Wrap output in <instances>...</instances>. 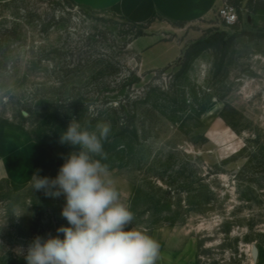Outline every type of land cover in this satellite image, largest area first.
Returning <instances> with one entry per match:
<instances>
[{
    "label": "rangeland",
    "instance_id": "rangeland-1",
    "mask_svg": "<svg viewBox=\"0 0 264 264\" xmlns=\"http://www.w3.org/2000/svg\"><path fill=\"white\" fill-rule=\"evenodd\" d=\"M261 7L251 1V23L241 14L234 27L215 17L155 20L185 49L174 64L145 71L134 42L152 25L72 0L0 3V124L27 133L41 152L39 174L54 178L76 150L59 143L71 120L90 130L110 122L102 163L133 227L161 255L175 235V253L194 247L197 264H264V37L244 27L264 30ZM63 204L30 183L17 190L0 180V264H26L21 248L67 226Z\"/></svg>",
    "mask_w": 264,
    "mask_h": 264
},
{
    "label": "clouds",
    "instance_id": "clouds-1",
    "mask_svg": "<svg viewBox=\"0 0 264 264\" xmlns=\"http://www.w3.org/2000/svg\"><path fill=\"white\" fill-rule=\"evenodd\" d=\"M111 129L110 122H101L90 130L73 118L59 143L76 150L62 157L64 163L54 178L41 176L39 170L32 174V192L64 198L60 214L67 226L58 227L57 235H36L21 248L26 264H157L159 242L133 227L134 213L102 163Z\"/></svg>",
    "mask_w": 264,
    "mask_h": 264
},
{
    "label": "crops",
    "instance_id": "crops-1",
    "mask_svg": "<svg viewBox=\"0 0 264 264\" xmlns=\"http://www.w3.org/2000/svg\"><path fill=\"white\" fill-rule=\"evenodd\" d=\"M9 1L12 0H0V3ZM72 1L90 10L114 12L137 26L152 25L147 35L137 38L134 42V47L140 55L141 67L145 71H154L174 64L182 57L185 49L183 40L177 39L173 32L167 29L159 32L161 25L159 22L154 23L155 20L162 19L167 24L191 25L214 18V11L222 4V0ZM258 11L264 14V7L256 10ZM257 24L264 25V20L258 21ZM40 159L41 152L27 133L14 126L0 124V180H7L11 187L17 190L25 188L30 183L32 174L39 168ZM176 238L174 235L166 240V250L158 262L197 264L194 247L183 255L175 253L173 244L178 240Z\"/></svg>",
    "mask_w": 264,
    "mask_h": 264
},
{
    "label": "built area",
    "instance_id": "built-area-1",
    "mask_svg": "<svg viewBox=\"0 0 264 264\" xmlns=\"http://www.w3.org/2000/svg\"><path fill=\"white\" fill-rule=\"evenodd\" d=\"M214 15L227 27H234L240 23L241 5L235 4L234 0H222L221 6L216 8Z\"/></svg>",
    "mask_w": 264,
    "mask_h": 264
},
{
    "label": "water",
    "instance_id": "water-1",
    "mask_svg": "<svg viewBox=\"0 0 264 264\" xmlns=\"http://www.w3.org/2000/svg\"><path fill=\"white\" fill-rule=\"evenodd\" d=\"M251 1H253V0H243V1H242V4H241V14H242V16L244 17V23H245V21H246L248 24L251 23V17H247V18H245V11H246V9H247V7H248V5H249V3H250ZM244 27H245L246 31L249 32V33H253V34H264V30H262V31L251 30V29H249V27H247V25H245V24H244ZM253 255H254L255 259H258V256H259V250H258L257 247H254V248H253Z\"/></svg>",
    "mask_w": 264,
    "mask_h": 264
},
{
    "label": "trees",
    "instance_id": "trees-1",
    "mask_svg": "<svg viewBox=\"0 0 264 264\" xmlns=\"http://www.w3.org/2000/svg\"><path fill=\"white\" fill-rule=\"evenodd\" d=\"M239 1L240 0H234V3L237 4V5H240V2ZM249 35H255V34H251L250 33ZM257 36H263L264 37V34H257ZM126 131H128L130 133V131H129V129L127 127H126ZM131 135L133 136L134 139H137L138 138V135L136 133H131Z\"/></svg>",
    "mask_w": 264,
    "mask_h": 264
}]
</instances>
